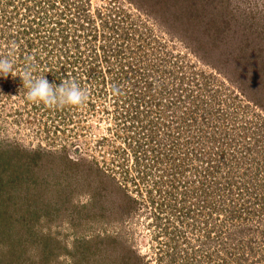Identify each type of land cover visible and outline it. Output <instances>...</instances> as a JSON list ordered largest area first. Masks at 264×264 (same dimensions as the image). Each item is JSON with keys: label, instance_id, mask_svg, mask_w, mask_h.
Instances as JSON below:
<instances>
[{"label": "rangeland", "instance_id": "1", "mask_svg": "<svg viewBox=\"0 0 264 264\" xmlns=\"http://www.w3.org/2000/svg\"><path fill=\"white\" fill-rule=\"evenodd\" d=\"M0 57V264H264V0H0Z\"/></svg>", "mask_w": 264, "mask_h": 264}, {"label": "clouds", "instance_id": "2", "mask_svg": "<svg viewBox=\"0 0 264 264\" xmlns=\"http://www.w3.org/2000/svg\"><path fill=\"white\" fill-rule=\"evenodd\" d=\"M13 72L12 61L0 57V77L7 78ZM20 78L23 82V88L27 89L26 99L34 104H43L49 108L77 107L83 105L88 99L87 92L76 83H61L56 86L50 84L45 77H34L30 68H26Z\"/></svg>", "mask_w": 264, "mask_h": 264}]
</instances>
